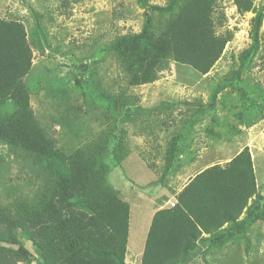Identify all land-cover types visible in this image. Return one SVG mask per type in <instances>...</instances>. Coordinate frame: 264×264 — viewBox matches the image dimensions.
I'll return each mask as SVG.
<instances>
[{
  "label": "trees",
  "instance_id": "trees-1",
  "mask_svg": "<svg viewBox=\"0 0 264 264\" xmlns=\"http://www.w3.org/2000/svg\"><path fill=\"white\" fill-rule=\"evenodd\" d=\"M222 1L169 0L159 5L137 0L148 10L141 31L120 34L110 45L129 85L145 84L154 78L153 69L171 61L189 65L203 75L210 72L231 38V31H218L225 19L224 11L216 15ZM233 1L238 12L255 13L251 41L215 87L210 102L216 106L217 94L236 81L243 98L254 92L255 104L261 105L263 87L255 83L244 88L239 75L255 68L256 57L261 56L264 11L253 0ZM34 47L43 48L41 39L29 37L20 20L0 17V143L19 165L17 177L7 167L9 175L2 182L0 264H126L131 205L121 198L108 175L116 168L124 170L127 162L114 157L108 148L101 149L102 139L89 140V135H85L86 142L67 151L41 125L31 104L33 87L27 82ZM97 96L109 104L110 114L103 113L104 125L119 115V98L110 102L105 91ZM201 107L203 114L215 110L207 104ZM259 109L263 116L262 106ZM117 138L113 133L103 142L108 141L110 148ZM177 139L174 136L168 147L166 171L172 170L181 152ZM4 161L0 156V164ZM256 172L246 146L225 166L213 165L198 173L174 206L155 213L140 264H192L194 252L205 259L206 252L213 249L199 248L197 241L203 232L210 234L205 238L210 240L221 235L245 239L248 253L252 236L262 233H254L252 226L261 220L264 227V191L258 189ZM204 202L210 208L205 210ZM209 213L213 215L209 217ZM228 222L224 234L216 233ZM251 264H264V258Z\"/></svg>",
  "mask_w": 264,
  "mask_h": 264
},
{
  "label": "rangeland",
  "instance_id": "rangeland-1",
  "mask_svg": "<svg viewBox=\"0 0 264 264\" xmlns=\"http://www.w3.org/2000/svg\"><path fill=\"white\" fill-rule=\"evenodd\" d=\"M147 1L166 5L169 0ZM253 2L256 8L264 11V0ZM221 11H224L225 19L223 25L218 24V31H231V38L222 58L210 72L203 75L189 65L171 61L150 72L154 75L153 80L132 87L110 45L120 34L141 31L148 10L137 0H0V17L20 20L29 37L41 39L43 48H33V69L27 76V82L33 87L31 104L34 112L41 125L57 139L58 145L67 151H73L80 143L88 140L85 135L90 136L89 140L97 137L103 142L105 139L109 140L113 133L119 136L123 131L127 133L126 138H131V144L133 140H137L133 148L142 156L150 147V137L146 133L152 127H157L156 134L160 132L162 140L166 137L169 139L172 133L180 132L181 129L186 131L201 125L208 128L212 120L207 116H198L203 112L201 105L205 104H211L214 112L221 113L216 119L220 131L254 125V129L249 128V138H255L254 134L257 132L258 138L264 141V104H255L256 93L250 92L248 97L243 98L234 84L237 82L233 81V84L217 94L216 106L210 102L215 87L223 82L238 54L249 46L251 19L255 14L253 11L238 12L233 0H223L216 15ZM157 20L155 17V21ZM261 52V56L256 57L255 68L239 75L244 81V88L260 83L264 89V24ZM77 79L81 80V84H77ZM102 91L107 93L110 102L117 96L120 98L118 117L104 125L103 113L106 111L110 114V110L108 101L97 96ZM92 106L96 108L93 109ZM259 106H262L263 116L259 114ZM155 112H165L162 118H158L159 122L155 117L152 120L146 116ZM134 131H139L141 135L134 137ZM223 132L222 139L228 137L231 131L227 129ZM155 135L151 134L152 139ZM239 138L244 139L245 135ZM110 140L113 141L114 138ZM240 142L233 140L223 146L234 153ZM258 147V153L261 151L264 158V143L258 142ZM222 152L226 153L225 150ZM154 153V161L149 160L150 170L159 175L165 151ZM0 156L3 160L5 157L0 169L6 166L4 172L0 171L2 194V182L9 175L8 169L10 168L12 177H17L19 165L9 156L7 146L1 143ZM262 158L259 159L258 156L259 161H264ZM133 168L140 171L142 178H150L152 175V171L134 163L129 166L128 162L124 170L116 168L108 175L125 201L135 198L129 189L126 192L122 189L128 183L124 171L127 179H133ZM17 182L22 183L21 180ZM157 188L158 184H154L148 196H153V191ZM25 189L28 190V185ZM148 201L149 198L146 202ZM263 249H257L256 255L261 256Z\"/></svg>",
  "mask_w": 264,
  "mask_h": 264
},
{
  "label": "crops",
  "instance_id": "crops-1",
  "mask_svg": "<svg viewBox=\"0 0 264 264\" xmlns=\"http://www.w3.org/2000/svg\"><path fill=\"white\" fill-rule=\"evenodd\" d=\"M164 113L165 112H155L152 114L148 113L146 116L152 120H154L155 117L157 118V122H159L158 118H162ZM207 113L208 114L200 113L198 116L202 118L207 116L208 119L210 118L212 120V123L208 128H205L201 125L199 127L187 129L186 131L185 129H181L180 132L178 131L172 133L169 139L166 137L165 140H162L160 138V132L156 134V131H158V129H156L157 127L150 128V131L148 130L146 133L148 134L147 136L150 137V140L148 141L150 147L146 152H144V156L138 154L136 149L133 148V144H135L137 140H133L131 144V138H126L127 133L125 134L123 131L119 133L120 137L118 136L119 138L115 140V143H113L112 147L110 148L108 146V141L100 142L102 146L101 149L105 147L108 148V151L111 154L113 153L114 157H118L120 160L124 159V163L128 162L129 166L134 163L141 168H146L147 170L152 169L151 165L149 164V160L151 162L156 158L154 151H165L164 156L162 155V160L164 161L162 166H160L159 175L153 172L154 170H150V172L152 171L151 177L142 178L140 171L133 168L132 176L135 178V180L129 178L128 180L125 176V179L128 183L123 186V191L126 192L129 189L130 193L135 195L134 200H126L131 205L129 244L126 256V264H140V259L145 248V242L149 235L154 215L157 211L163 208L169 209L171 207L170 203L178 202L179 194L198 173L213 165L225 166L246 146L249 147L252 157L254 158L258 178V189L260 191H264V161H259V159L262 158V152L260 151L258 153L260 149V147H258V142L264 143V141H262V138H258L259 135L257 136V132L254 134L255 138H249L251 132L250 129H254V125L241 128H225L224 130L229 129L234 131L229 133L228 137L222 139L220 135L221 129L219 124L216 122L217 116H221V113H216L214 111ZM136 118L138 119V117ZM248 125H250V122H248ZM151 134H156L153 139ZM139 135H141L139 131H134V137ZM241 135H245V138H239ZM174 136H178L177 145L180 146L181 152L179 151L180 154L176 158V164L172 170L166 171V153L168 151L169 145L172 143ZM233 140L241 141L240 144L237 145L238 148L234 151V153L229 152L227 147L223 146L226 144V142H233ZM255 148L256 150H254ZM222 150H225L226 153H223ZM154 184H158V188L153 191L154 195L149 197L148 192L151 189L153 190ZM147 198H149L150 201L146 202ZM202 207L205 210L210 208L207 205V202H204ZM211 208L213 207L211 206ZM209 210L212 213L216 211L213 209ZM212 213H209V217L213 215ZM243 215L244 213L241 215V218ZM229 223L230 222L225 223L222 228L216 230V233L219 232L224 234L223 230L229 226ZM252 228H256L253 230L254 233L259 231L262 233L261 236H252V243L249 246L250 251L248 253L244 251V248L246 247L245 239H242L238 236H234L235 238H228L226 235H221L216 236L217 239L210 240L205 239L210 236V234L203 232L201 238L197 241L199 248L202 250L211 248L213 250L206 252L205 259L200 257L198 252H194V254H192V258L190 257V261H192L191 263L202 264L203 262H207L209 264H251L254 262V260L257 263H261L264 258L263 251L261 256H257L256 251L261 247L264 248L263 222L261 220H257ZM227 248L231 249L228 250Z\"/></svg>",
  "mask_w": 264,
  "mask_h": 264
},
{
  "label": "built area",
  "instance_id": "built-area-1",
  "mask_svg": "<svg viewBox=\"0 0 264 264\" xmlns=\"http://www.w3.org/2000/svg\"><path fill=\"white\" fill-rule=\"evenodd\" d=\"M171 205H172V206H174V205H175V203H174V202H172V203H171Z\"/></svg>",
  "mask_w": 264,
  "mask_h": 264
},
{
  "label": "clouds",
  "instance_id": "clouds-1",
  "mask_svg": "<svg viewBox=\"0 0 264 264\" xmlns=\"http://www.w3.org/2000/svg\"><path fill=\"white\" fill-rule=\"evenodd\" d=\"M175 203V202H174ZM170 205H171V203H170ZM172 206V205H171Z\"/></svg>",
  "mask_w": 264,
  "mask_h": 264
}]
</instances>
